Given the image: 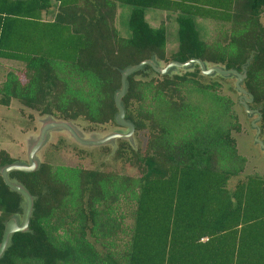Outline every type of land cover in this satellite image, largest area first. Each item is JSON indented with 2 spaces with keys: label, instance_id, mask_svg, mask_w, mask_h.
<instances>
[{
  "label": "trees",
  "instance_id": "1",
  "mask_svg": "<svg viewBox=\"0 0 264 264\" xmlns=\"http://www.w3.org/2000/svg\"><path fill=\"white\" fill-rule=\"evenodd\" d=\"M119 6L130 8L127 38L116 27ZM148 11L176 21L170 54L165 21ZM262 19L264 0H0V59L22 64L0 82V105L116 126L113 96L126 67L155 56L241 73L250 60L243 87L264 137ZM197 20L216 24V35L208 39ZM127 81L125 119L146 143L118 141L114 159L136 174L49 163L10 173L35 200L29 232L12 236L0 264H264V177L239 178L246 159L225 80L197 66L172 76L146 66ZM12 163L1 150L0 167ZM21 202L0 176V242Z\"/></svg>",
  "mask_w": 264,
  "mask_h": 264
},
{
  "label": "rangeland",
  "instance_id": "2",
  "mask_svg": "<svg viewBox=\"0 0 264 264\" xmlns=\"http://www.w3.org/2000/svg\"><path fill=\"white\" fill-rule=\"evenodd\" d=\"M130 8L119 6L118 16L116 19V27L120 35L124 38L129 37L127 29V20ZM155 15L158 22L165 21L166 24V47L167 53L170 54L177 49V23L173 19L166 21L169 16L166 13L158 11H148L147 18ZM264 22V19H262ZM152 26L153 21L148 19ZM197 29L202 31L208 39L213 38L217 33L216 24L204 21H196ZM201 35V34H200ZM204 35H201L202 38ZM22 66L21 63L0 59V82L10 69H17ZM236 79L230 78L222 82L223 94L230 96L234 102V112L236 113L241 131L232 133V137L236 140L238 154L246 159V167L244 173L239 178L258 175L264 177V150L255 142L256 131L252 124L255 123L256 115L248 114L239 103L240 94L235 90ZM22 110V113H21ZM48 121V118L41 116L35 111H31L21 107V105L13 100L9 107L0 105V151H6L10 157L16 162L27 163L28 143L31 146L37 139L41 127ZM73 126L87 138H102L109 133L118 129L126 131V128H119L113 125L105 126H89L86 122L78 120L72 123ZM264 143V137L259 136ZM146 143V137L142 133L134 131L131 142L128 145L137 150L143 149ZM118 149V143L114 145L108 144L102 147H83L77 145L68 137L65 132H51L47 135V140L37 154L38 163H49L54 168L60 166L66 167H82L85 169H94L98 171H114L118 174L135 175L136 169L126 166L114 159V155ZM81 152L83 159L76 157L74 152Z\"/></svg>",
  "mask_w": 264,
  "mask_h": 264
},
{
  "label": "water",
  "instance_id": "3",
  "mask_svg": "<svg viewBox=\"0 0 264 264\" xmlns=\"http://www.w3.org/2000/svg\"><path fill=\"white\" fill-rule=\"evenodd\" d=\"M250 61V60H249ZM249 61L242 66V71L239 73L234 69H225L221 65H214L203 62L199 59H190L186 62L171 61L167 64L160 62L155 56L149 60L143 61L135 66L126 67L120 71V89L114 93L113 100L117 109L114 115V123L116 127L126 128V131L118 129L102 138H87L84 137L74 126L73 121L57 120L50 115H46L48 121L41 127L40 133L35 142L27 149V163L16 162L0 167V176L4 184L10 191L17 193L22 198L21 207L22 214L13 215L8 221L4 223V230L0 242V259L3 257L5 251L11 244L12 236L15 233L29 232V223L33 212V204L35 198L19 182L10 179L9 174L12 172L33 173L37 171L42 163H38L37 154L41 150L45 141L47 140L48 133L51 132H65L74 143L83 147H102L108 144L114 145L118 141L131 142L132 135L135 131L134 125L125 119V108L122 102L123 97L128 90V77L142 71L146 66L150 67L152 71L160 76H172L175 74L180 75L184 72H191L197 66L200 74L205 77L215 78L220 77L224 80L230 78L236 79L235 90L240 94L239 103L243 106L248 114L256 115L255 123L252 124L253 129L256 131L255 142L258 143L264 150V143L259 139L261 115L258 109L252 110L249 104L253 102V97L247 90L244 89L243 83L246 79V71Z\"/></svg>",
  "mask_w": 264,
  "mask_h": 264
},
{
  "label": "flooded vegetation",
  "instance_id": "4",
  "mask_svg": "<svg viewBox=\"0 0 264 264\" xmlns=\"http://www.w3.org/2000/svg\"><path fill=\"white\" fill-rule=\"evenodd\" d=\"M15 161V160H14Z\"/></svg>",
  "mask_w": 264,
  "mask_h": 264
}]
</instances>
